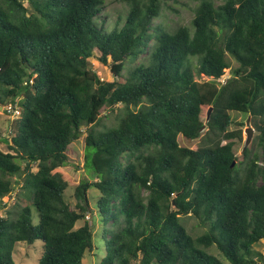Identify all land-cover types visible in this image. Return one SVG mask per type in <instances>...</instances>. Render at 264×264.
Returning <instances> with one entry per match:
<instances>
[{"label": "trees", "instance_id": "obj_1", "mask_svg": "<svg viewBox=\"0 0 264 264\" xmlns=\"http://www.w3.org/2000/svg\"><path fill=\"white\" fill-rule=\"evenodd\" d=\"M118 1L128 14L107 31L104 0H32V10L24 0H0V106L22 110L9 152L0 149V209L14 178L27 192L25 205L0 215V264H15L18 243L37 241V264H83L97 246L89 222L76 225L93 187L106 237L99 264H257L264 260L255 250L264 241V0H189L197 3L192 26L174 31L154 22L165 2L181 0ZM93 58L116 79L103 81ZM227 70L231 77L220 83ZM106 109L118 124L99 130ZM234 112L249 116L261 149L252 158L245 151L240 163ZM84 134L93 183L69 163ZM70 189L78 209L66 199ZM182 216L206 232L193 237Z\"/></svg>", "mask_w": 264, "mask_h": 264}, {"label": "rangeland", "instance_id": "obj_2", "mask_svg": "<svg viewBox=\"0 0 264 264\" xmlns=\"http://www.w3.org/2000/svg\"><path fill=\"white\" fill-rule=\"evenodd\" d=\"M32 0H24L26 7L32 10ZM217 4H221L222 0H216ZM197 7V3L189 0H181L180 2H165L163 4L161 14L159 18H157L154 22L155 25H161L162 27L174 31L180 26H192V21L195 15V8ZM129 8L126 4L122 3L118 0H104L103 10L100 14V20L104 21L103 25L107 31L113 30L115 27H121L125 22V17L128 14ZM100 23V22H99ZM228 61L230 62L231 68H236L238 63L231 57L228 56ZM92 65L94 70L98 73L100 78L103 81H113L115 80V76L112 73L109 66H105L101 62H99L96 58H93ZM139 62V61H138ZM137 62V63H138ZM134 63H129L128 69H130ZM128 71V70H127ZM126 71V74H127ZM231 77V71L227 70L225 75L221 78L220 83H224ZM201 79H207L202 77ZM7 105H10L8 103ZM6 105V106H7ZM3 107V106H0ZM118 114L111 113L107 109L104 110V114L100 119L98 124L99 130H105L107 128L114 127L118 124ZM234 124L230 127L231 131H243V141L238 142L235 146V151L237 156L239 157L240 163L244 158V152H247V157L252 158L255 154H259L261 152L260 147L256 141V137L258 133L254 129L251 123V119L249 116L244 115L242 113H232ZM15 119L9 117L3 109L0 108V149L3 152H9L8 144L11 142V137L13 135L15 125H18ZM97 129V130H98ZM85 131L86 129L83 128ZM182 145H186L189 147H198L200 141H195L194 143H186L183 139H180ZM69 163L71 165L79 168L80 174L83 177L88 179L90 183L95 182V178L88 171L85 166V134L82 138L76 142H74L69 149ZM36 169V168H35ZM22 179L14 178V189L13 193L10 197L6 199L7 207L0 209V215L5 216L7 212L20 209L26 203V198L24 197V193H27L22 189ZM88 196L90 198L88 205V214L85 220H82L77 223L76 228H79L84 225L85 221H88L91 227L94 230V241L97 246V249L93 252L87 253L83 264H99L101 258H103L106 250V237L103 233L105 226H103L100 214L97 212L96 204L98 197L100 196V192L96 188H91L88 192ZM66 199L70 203L72 209H78V199L75 196V191L70 189L66 192ZM99 217V218H98ZM32 218L34 224L38 225L40 222L39 212L38 210L32 206ZM98 218V219H97ZM182 223L187 228L188 232L193 237H198L201 234L206 232V227L200 225V222L193 216H182ZM110 225V224H109ZM37 247L30 246L26 243H18L15 247L14 251V260L15 264H37L40 258V254L38 251H41V256L43 254V242L37 241ZM39 249V250H38ZM255 250L258 251L264 257V241L260 242L255 246ZM208 252L217 256L218 258L225 261L221 253L217 250L216 247H211L208 249ZM257 264H264V260H256Z\"/></svg>", "mask_w": 264, "mask_h": 264}, {"label": "built area", "instance_id": "obj_3", "mask_svg": "<svg viewBox=\"0 0 264 264\" xmlns=\"http://www.w3.org/2000/svg\"><path fill=\"white\" fill-rule=\"evenodd\" d=\"M4 112H6V114L13 119H18L22 115V110L19 107L14 106L12 104L4 107Z\"/></svg>", "mask_w": 264, "mask_h": 264}, {"label": "water", "instance_id": "obj_4", "mask_svg": "<svg viewBox=\"0 0 264 264\" xmlns=\"http://www.w3.org/2000/svg\"><path fill=\"white\" fill-rule=\"evenodd\" d=\"M1 109H3V107H0Z\"/></svg>", "mask_w": 264, "mask_h": 264}]
</instances>
